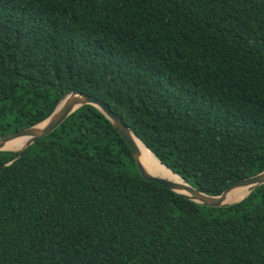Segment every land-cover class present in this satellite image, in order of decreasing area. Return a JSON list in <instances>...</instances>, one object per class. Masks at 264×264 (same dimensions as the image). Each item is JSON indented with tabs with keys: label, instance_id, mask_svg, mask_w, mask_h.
I'll list each match as a JSON object with an SVG mask.
<instances>
[{
	"label": "trees",
	"instance_id": "1",
	"mask_svg": "<svg viewBox=\"0 0 264 264\" xmlns=\"http://www.w3.org/2000/svg\"><path fill=\"white\" fill-rule=\"evenodd\" d=\"M71 91L219 195L264 170V0H0V137ZM0 264H264V185L224 208L190 201L142 179L85 105L0 152Z\"/></svg>",
	"mask_w": 264,
	"mask_h": 264
},
{
	"label": "water",
	"instance_id": "2",
	"mask_svg": "<svg viewBox=\"0 0 264 264\" xmlns=\"http://www.w3.org/2000/svg\"><path fill=\"white\" fill-rule=\"evenodd\" d=\"M85 105H90L97 108L110 121V123L113 125L116 131L124 139L128 147L130 148V151L132 153L135 162V166L142 179L160 184L169 191L180 194L186 197L190 201H193L199 205L206 207L224 208L241 202L254 189L264 185V170H263L255 175L231 183L219 195H215V196L207 195L198 191L197 189L186 183L181 177H179L169 168L164 166L154 156L161 166L168 169L170 173L178 177L180 181L170 180L157 176L152 172H150L147 166L143 163V154L136 143V139L139 141L140 139L136 137L135 134L130 130V128L123 123L121 118L118 115H116L114 112H112L110 108L101 100L74 91H71L65 96H63L55 106L52 113L42 122L33 125L31 127L19 131H15L13 133L0 137V152L10 151V152H18L19 154H21L23 150L34 144L35 141L52 133L57 127H59L66 120L68 116H70L77 109ZM22 139H25V143L19 149H17L16 151L6 150V146H8L11 142ZM142 145L144 144L142 143ZM144 147L146 146L144 145ZM152 155L154 154L152 153ZM245 190H247L248 193L240 201L228 202V199L231 194H233L234 192H238V195H240Z\"/></svg>",
	"mask_w": 264,
	"mask_h": 264
},
{
	"label": "bare ground",
	"instance_id": "3",
	"mask_svg": "<svg viewBox=\"0 0 264 264\" xmlns=\"http://www.w3.org/2000/svg\"><path fill=\"white\" fill-rule=\"evenodd\" d=\"M24 143H25V139L13 141L8 146H6V150L16 151ZM136 143L143 154V163L147 166L150 172L166 179L180 181V179L175 175H173L172 173H170L168 169L161 166L158 163L157 159L154 157V155H152V153L148 149H146V147H144V145H142V143L139 140L136 139ZM247 193H248L247 190L242 192L240 195H238V192H234L233 194L230 195L228 202L240 201L244 196L247 195Z\"/></svg>",
	"mask_w": 264,
	"mask_h": 264
}]
</instances>
